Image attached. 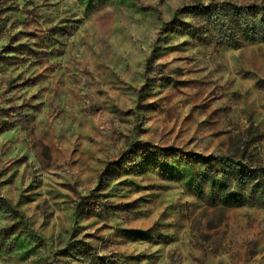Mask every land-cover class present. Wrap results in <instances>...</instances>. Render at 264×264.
I'll list each match as a JSON object with an SVG mask.
<instances>
[{"label":"rangeland","instance_id":"obj_1","mask_svg":"<svg viewBox=\"0 0 264 264\" xmlns=\"http://www.w3.org/2000/svg\"><path fill=\"white\" fill-rule=\"evenodd\" d=\"M226 4L264 0H0V264H264V193L202 179L264 166V43L196 14Z\"/></svg>","mask_w":264,"mask_h":264},{"label":"trees","instance_id":"obj_2","mask_svg":"<svg viewBox=\"0 0 264 264\" xmlns=\"http://www.w3.org/2000/svg\"><path fill=\"white\" fill-rule=\"evenodd\" d=\"M197 7L196 14L221 30L231 48L238 49L242 45L231 26L240 30L246 40L264 43V6L226 4L225 8L211 6L200 9L199 12ZM216 161L220 166V180L212 176L211 170L202 177L204 183L210 187L209 195L213 207L224 210L240 209L250 205L257 192L264 193V166L249 167L227 158H217ZM198 191L200 196L205 195L202 188Z\"/></svg>","mask_w":264,"mask_h":264}]
</instances>
